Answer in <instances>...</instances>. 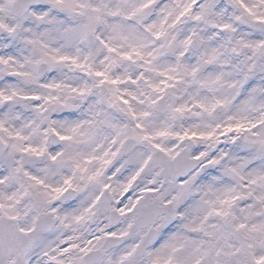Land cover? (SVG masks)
Instances as JSON below:
<instances>
[{"label": "snow or ice", "instance_id": "snow-or-ice-1", "mask_svg": "<svg viewBox=\"0 0 264 264\" xmlns=\"http://www.w3.org/2000/svg\"><path fill=\"white\" fill-rule=\"evenodd\" d=\"M0 264H264V0H0Z\"/></svg>", "mask_w": 264, "mask_h": 264}]
</instances>
